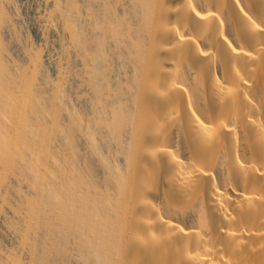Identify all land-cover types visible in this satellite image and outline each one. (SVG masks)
Returning a JSON list of instances; mask_svg holds the SVG:
<instances>
[{"label": "bare ground", "instance_id": "bare-ground-1", "mask_svg": "<svg viewBox=\"0 0 264 264\" xmlns=\"http://www.w3.org/2000/svg\"><path fill=\"white\" fill-rule=\"evenodd\" d=\"M0 264H264V0H0Z\"/></svg>", "mask_w": 264, "mask_h": 264}, {"label": "rangeland", "instance_id": "rangeland-1", "mask_svg": "<svg viewBox=\"0 0 264 264\" xmlns=\"http://www.w3.org/2000/svg\"><path fill=\"white\" fill-rule=\"evenodd\" d=\"M21 27L24 29V31H26V32H24V31L22 30V32H23L24 34H28V33H27L28 31H27V29H26L27 27H26V25H25L23 22H21ZM9 36H10V34L7 36L8 39H9ZM9 40H10L11 43L14 42V41H13V38H12L11 36H10V39H9ZM11 40H12V41H11ZM13 52H14V51H13ZM15 52H16V51H15ZM15 52H14V53H15ZM15 54H16V53H15ZM47 72H49V71H47Z\"/></svg>", "mask_w": 264, "mask_h": 264}]
</instances>
